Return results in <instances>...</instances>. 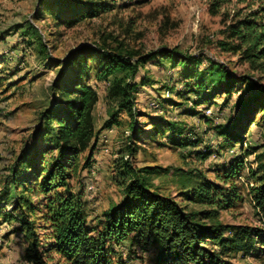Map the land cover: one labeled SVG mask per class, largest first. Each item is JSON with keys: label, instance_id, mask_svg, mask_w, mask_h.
<instances>
[{"label": "rangeland", "instance_id": "obj_1", "mask_svg": "<svg viewBox=\"0 0 264 264\" xmlns=\"http://www.w3.org/2000/svg\"><path fill=\"white\" fill-rule=\"evenodd\" d=\"M105 1L106 10L93 17L54 26L53 14L32 19L37 0H0V39L7 36L5 42L0 40L4 57L0 64V264H30L24 256L27 241L18 230L19 221L32 222L40 232L37 205L42 195L25 189L32 177L14 191L11 171L16 168V180L32 170L36 177L40 171L33 163L35 129L41 125V113L55 99L52 87L62 61L81 45L95 50L84 55L80 69V80L96 95L91 110L93 148L80 152L68 181L71 190L81 194L89 234L99 233L103 213L123 196L116 165L124 160L134 169L151 168L149 174L141 172L149 189L171 198L182 213L213 209L189 198L191 189L205 180L236 188L240 197L233 206L196 219L206 225L264 231V218L253 198V174L258 156L264 158V98L243 110L240 126L234 124L243 101L255 94L249 81L264 87V59L244 58L242 48L235 50L238 39L227 36L230 26L246 15L264 23V0ZM214 2L217 7L211 5ZM27 22L35 32L29 29L20 42L21 29H16ZM163 50H172L177 57L193 56L196 69L178 58L160 56ZM100 51L117 52L131 62L146 58L133 78L124 73L98 77L103 64ZM218 68L232 72L235 81L216 85ZM117 80L136 85L132 99L136 134L130 133L129 116L117 108L118 99L109 94ZM218 125L235 128L236 140L225 141ZM46 145L50 144L43 142L40 162L48 168L56 148ZM235 160L237 170L223 181L224 169ZM25 202L37 210L28 212ZM261 243L254 242L244 252L224 253L221 259L226 264H264ZM204 247L219 251L212 244ZM106 251L110 264H161L164 255L155 244L131 240V234L123 242L108 241ZM52 259L57 255L52 254Z\"/></svg>", "mask_w": 264, "mask_h": 264}, {"label": "trees", "instance_id": "obj_2", "mask_svg": "<svg viewBox=\"0 0 264 264\" xmlns=\"http://www.w3.org/2000/svg\"><path fill=\"white\" fill-rule=\"evenodd\" d=\"M211 5L217 7L218 3L214 2ZM107 7L105 0H37L32 19L38 20L53 14L54 26L62 23L67 25L93 17ZM251 16L252 14L246 15L232 24L227 36L238 39L235 50L242 48L241 54L244 58L261 60L264 59V23ZM33 27L32 23L27 22L16 29H21L20 42L29 35V29L34 30L32 33L35 32ZM100 52L103 64L97 70L98 77L124 73L133 78L139 64L146 58L141 56L131 62L114 51ZM88 53L94 54L95 50L81 45L67 54L54 80L52 88L56 93L55 99L41 113V125L35 129L38 136L33 155L37 157H34L33 163L36 171L40 170L37 176L35 177L36 172L32 170L29 176L16 180L13 179L16 168L11 171L10 178L14 191L32 177L31 185L28 184L25 189L42 195V200L37 205V208H40L38 216L41 223L37 225L40 232L35 231L32 222L19 221L18 230L24 234L27 241L24 251L26 260L30 264H110L106 251L107 242H123L129 234L131 240L142 245H157L164 254L160 259L161 264H226L221 259L224 253L247 251L254 242H262L264 248V231L260 229L212 223L206 225L196 219L197 215L206 214L202 218H207L218 209L233 206L240 197L236 188L224 187L205 180L191 189L189 198L213 209L182 213L171 198L149 189L147 178L141 172L149 174L151 168L134 169L126 160L116 165L118 171L121 170L120 176L123 180L120 186L123 196L103 213L99 233L95 236L89 234L81 194L73 192L68 181L76 167V159L80 152L88 146L91 150L93 148V144L90 145V140L94 136L91 110L96 102V95L88 84L80 80L84 55ZM159 54L173 60L178 58L193 70L198 63L193 56L177 57L178 53L172 50L159 51ZM2 62L3 55L0 56V64ZM217 74L216 85L229 86L235 81L232 72L225 68H218ZM121 82L114 81L109 94L118 99L117 108L129 116L130 133L136 134V121L132 113L136 85L132 82L124 84ZM248 84L249 90L255 94L243 101L244 108L234 119L236 126H240L243 110L264 98V87L254 81H249ZM169 125L172 123L166 124L167 127ZM218 129V134L225 141H234L238 137L233 127L228 129L225 125H218ZM43 142L50 144L46 146L56 148L48 168L43 167L45 163L40 162L45 153L42 148ZM238 162L232 161L224 169V175L221 177L223 181L234 174ZM253 175L256 184L253 189L254 204L264 218V158L258 156ZM38 177L41 179L37 182ZM58 187L62 190L57 191ZM25 208L28 212L37 210L29 202H25ZM260 239L262 241H259ZM204 244L217 246L219 251L210 250L204 247ZM52 254L57 255V259L53 260Z\"/></svg>", "mask_w": 264, "mask_h": 264}, {"label": "crops", "instance_id": "obj_3", "mask_svg": "<svg viewBox=\"0 0 264 264\" xmlns=\"http://www.w3.org/2000/svg\"><path fill=\"white\" fill-rule=\"evenodd\" d=\"M5 37H7V36H4V38H3V40L1 42H5L6 41ZM16 41L17 40L15 39V43L14 44H16Z\"/></svg>", "mask_w": 264, "mask_h": 264}]
</instances>
